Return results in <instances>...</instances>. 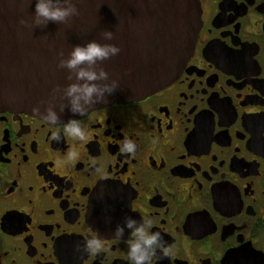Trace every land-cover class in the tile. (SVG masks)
Returning a JSON list of instances; mask_svg holds the SVG:
<instances>
[{"label": "flooded vegetation", "instance_id": "1", "mask_svg": "<svg viewBox=\"0 0 264 264\" xmlns=\"http://www.w3.org/2000/svg\"><path fill=\"white\" fill-rule=\"evenodd\" d=\"M199 1L181 74L77 118L85 140L0 111V264H128L113 238L128 216L172 246L154 264H264V0ZM90 233L111 253L78 252Z\"/></svg>", "mask_w": 264, "mask_h": 264}, {"label": "water", "instance_id": "2", "mask_svg": "<svg viewBox=\"0 0 264 264\" xmlns=\"http://www.w3.org/2000/svg\"><path fill=\"white\" fill-rule=\"evenodd\" d=\"M74 2L79 15L68 23L50 21L46 26H35L36 0H0V111L37 116L32 108L40 105L43 111L51 101L59 112V104L67 103L61 100L62 89L75 82L74 76L71 81L67 79V69L58 67L60 53L67 58L75 45L92 40L115 44L121 51L102 62L109 80L101 83L116 80L115 92L89 112L113 103L141 100L181 74L202 28L199 0ZM21 19L27 23L21 24ZM105 31H112L114 38L104 39ZM57 85L60 93L53 92ZM60 115L61 123L73 117L67 109Z\"/></svg>", "mask_w": 264, "mask_h": 264}, {"label": "clouds", "instance_id": "3", "mask_svg": "<svg viewBox=\"0 0 264 264\" xmlns=\"http://www.w3.org/2000/svg\"><path fill=\"white\" fill-rule=\"evenodd\" d=\"M79 15L77 4L74 0H36L33 24L46 26L50 21L58 24L68 23L73 16ZM21 24L27 22L20 20ZM103 37L112 40L114 33L105 31ZM121 49L112 43H100L96 40L84 45H75L67 58L60 53L58 67L68 70L67 79L75 82L62 89L61 100L67 103L59 104V112L51 101L41 111L40 105L32 108L34 114L43 119L50 126L61 124L60 113L67 109L73 114L63 124L64 133L83 141L87 138V125L76 116L84 117L96 104L106 103L107 97L113 94L118 86L116 80L111 83H101L109 80V73L102 67V62L109 60L120 53ZM54 93H60L59 85L53 89ZM55 99V97H53ZM53 137L60 138L59 132H53ZM137 148L134 139L126 138L121 148L122 152L133 153ZM156 220L153 217H144L139 221L128 216L123 224H118L113 233V238L120 241L126 247L128 264H154V260L173 255V248L168 244L160 231H153ZM76 250L82 255L96 257L100 254H110L111 249L105 238L98 234H88L77 245Z\"/></svg>", "mask_w": 264, "mask_h": 264}]
</instances>
